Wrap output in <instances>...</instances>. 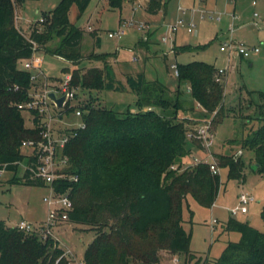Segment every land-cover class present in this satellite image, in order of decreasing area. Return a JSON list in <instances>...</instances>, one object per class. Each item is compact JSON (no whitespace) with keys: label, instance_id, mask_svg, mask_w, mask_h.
Wrapping results in <instances>:
<instances>
[{"label":"trees","instance_id":"trees-1","mask_svg":"<svg viewBox=\"0 0 264 264\" xmlns=\"http://www.w3.org/2000/svg\"><path fill=\"white\" fill-rule=\"evenodd\" d=\"M26 1L0 0V169L17 171L25 158L29 165H35L36 158L26 155L21 145L25 139L40 137L39 119L36 116L35 125L27 126L19 104L32 99L29 90L35 83L31 70L20 63L37 49L70 63L62 71L72 73V87L121 91L127 84L137 93L140 109L136 111L97 106L91 100L76 106L86 126L78 130L65 151L71 164L67 170L77 174L78 180L66 179L56 186L61 190L71 186L74 208L68 221L86 224L96 231L85 250V264H162V250L181 255L185 262L192 261L197 256L190 248L192 232L184 227L183 215L187 196L211 207L222 182L221 175L213 173L203 160L184 169L180 163L172 167L179 159L192 155L193 148L204 150L201 139L188 135L195 129L190 118L179 113L196 111L197 104L201 116L214 114L212 122L216 124L224 120L228 115L225 84L223 78L216 79L218 68L202 60L177 63L174 89L158 78L148 79L144 71L128 73L125 84L116 77L113 64L103 59L107 53L82 51L85 28L70 19V9L75 5L79 17L91 0H60L44 12L42 27H34L29 36L15 22L16 3ZM107 2L112 8H121L124 0ZM162 6V0H148L146 8L149 13H157ZM100 42L97 36L96 45ZM92 57L102 60L103 66H77ZM182 83L188 84L195 105L183 99ZM258 93L255 114L246 115L249 132L235 143L253 151L254 163L260 164L255 171L264 173V91ZM75 109L66 106L63 111ZM252 120L257 125L252 126ZM236 152H215L214 159L221 169L228 168L229 178L245 179L246 162L242 153ZM30 173L26 167L22 179L14 176L12 180L44 185L30 178ZM261 216L264 219V204ZM225 230L238 231L241 237L229 240L210 264H264V231L233 217L226 222ZM69 263L65 249L53 235L42 238L37 232L0 219V264Z\"/></svg>","mask_w":264,"mask_h":264},{"label":"rangeland","instance_id":"rangeland-1","mask_svg":"<svg viewBox=\"0 0 264 264\" xmlns=\"http://www.w3.org/2000/svg\"><path fill=\"white\" fill-rule=\"evenodd\" d=\"M164 1L167 14H160L154 18L146 12L143 0H124L121 8L110 7L107 0H91L85 12L79 17L77 7L72 6L70 19L76 25L85 28L82 51L85 54L107 53V57L103 59L114 65L119 78L124 76L126 78L127 71H139L145 67L149 78H158L175 88L178 79L172 63L202 60L217 68L226 69L222 81L225 84L224 107L228 115L220 124L211 123L215 131V141L210 149L201 151L193 148L192 155L183 157L172 165L176 168L180 163L181 169H184L197 161L195 157L211 160L215 158V152H236L241 149L235 140L243 138L249 132L250 124L246 123V115L255 114L254 103L260 101L258 92L264 91V0H255L256 2L206 0L204 16L198 9L200 5L198 0ZM59 2L60 0H28L24 4L17 2L15 9L17 26L29 36L34 27H42L44 12L50 11ZM179 5L187 9L185 13L179 11ZM211 14L212 17L209 16ZM130 18L134 19V26L126 28L123 36L108 35L110 30L122 24L119 22L120 19L123 22ZM179 18L183 19L184 25L172 31L170 25ZM141 23L148 25L141 29L139 27ZM188 23H195V28L191 32L187 30ZM97 36L101 39L100 45H96ZM163 36L167 37L166 41L162 40ZM230 40L234 44L257 46L259 51L243 56L238 50L230 49L228 46L226 50H221L220 47ZM56 41H53L54 44ZM184 44L193 47L189 49L180 47ZM35 55L42 59V70L31 69L37 76L29 90L33 98L43 94L45 89L52 88L54 84L62 83L66 75L62 69L71 66L65 59L44 49H37ZM117 58L118 61L115 60ZM103 63L102 60L92 57L77 66L80 68L103 66ZM20 66L23 67V63H20ZM76 90V96L72 100L75 108L91 100L97 106L111 107L118 111H125L128 108L132 111L140 109L137 93L131 89L118 91L76 87ZM180 90L186 103L196 104L188 84L182 83ZM196 106L198 107L196 111H181L179 115L190 118L191 126L195 127L207 120L213 121L214 114L201 116V107L197 104ZM74 112L69 113L65 122L74 123L80 120ZM23 114L26 125L32 127L31 113L24 109ZM255 125L257 122L252 120V126ZM242 150L246 162L245 179L229 178L228 168L220 169L222 183L217 199L211 207L201 205L191 195L187 196L184 204V227L192 232L190 248L197 257L185 262L181 255L162 250L160 255L162 264H210L220 256L229 240H238L241 237L238 231L225 230V224L230 217L244 220L248 214L254 224L252 225L264 231V219L261 216L264 204V173L252 169L251 162H255L253 151ZM22 151L27 155L30 149L22 148ZM27 164L25 158L20 162L17 171L0 169V219L9 221L10 224L23 218L39 222L45 221L48 217V205L44 196L49 194L50 187L12 180L14 176L23 178ZM242 192L254 197L247 204L248 212L238 211L232 214L231 210L241 205L239 196ZM214 217L219 219V222L212 231L211 222ZM51 235L59 240L65 253L68 251L66 255L71 264H75L83 261L85 250L94 240L96 231L83 223L65 221L52 226Z\"/></svg>","mask_w":264,"mask_h":264},{"label":"built area","instance_id":"built-area-1","mask_svg":"<svg viewBox=\"0 0 264 264\" xmlns=\"http://www.w3.org/2000/svg\"><path fill=\"white\" fill-rule=\"evenodd\" d=\"M205 1V0H200ZM255 2V1H254ZM186 8L179 5V11L181 13L186 12ZM202 15L206 14V10L201 8ZM257 14V13H256ZM212 17V14L209 15ZM219 17V16H217ZM119 24V26L108 32L110 37H121L123 36L125 29L134 26V19L130 18L124 20ZM148 25V24H147ZM145 23L139 24L141 29L146 28ZM180 25H184L183 19L179 18L177 22L170 25L172 31H176ZM195 28V23H188L187 30L189 32L193 31ZM233 30V28L231 29ZM163 41L167 40L166 36L162 37ZM227 46L232 49L238 50L239 54L243 56H249L251 52L259 51V47H249L243 43L234 44L232 40L225 42L220 48L221 50H226ZM23 68L31 70L33 68L42 70V59L40 56L35 54L25 59L23 62ZM174 69L175 75L178 74V68L175 63L171 65ZM226 72L225 68H218L216 73V79L222 80L223 74ZM36 74L32 73V80L35 82ZM72 74L66 73L62 83L54 84L50 89H45L43 94L37 95L26 103H20L19 107L23 110H28L31 113V118L33 125L34 118L37 116L39 119L40 126V137L39 138H29L22 142L21 148H28V156H34L36 158L35 165L27 164L31 170L30 178L41 180L44 185L50 187L49 194L44 196V200L48 205V217L42 222H30L26 219L20 220L16 226L28 232H37L42 238H46L49 234H52V226L56 224L68 221L69 212L74 208V201L71 193V186L69 185L64 190L58 189L56 186L60 185L64 180L77 181L78 175L74 173H69L67 170L70 167V158L66 153V147L69 141L78 134V130L86 126L85 121L82 119V111L80 108H76L74 113L80 118L79 121L74 123L65 122L66 117L69 115L68 112L63 111L66 106H74L72 100L76 96V88L71 86ZM54 91L56 96L60 97L67 94L66 101L63 107L59 108L54 101L48 97V92ZM33 110H37L38 114L35 115ZM59 110V112H57ZM71 113V112H70ZM59 122V124H57ZM71 122V121H70ZM212 121L207 120L204 123L198 124L194 132L190 131L188 135L190 137H197L201 139L204 149H210L215 141V131L211 126ZM243 152L239 149L236 155ZM198 161H206L210 164V168L213 173L220 174V167L218 166L215 159H205L195 157ZM241 205L233 208L231 210L232 214H236L238 211L247 212V204L254 198L251 194L247 192H242L239 196ZM218 220L213 218L212 224H215ZM213 227V226H212ZM68 255V251L66 252ZM65 253V254H66ZM85 264L84 261L75 264ZM71 264V262L69 263Z\"/></svg>","mask_w":264,"mask_h":264},{"label":"crops","instance_id":"crops-1","mask_svg":"<svg viewBox=\"0 0 264 264\" xmlns=\"http://www.w3.org/2000/svg\"><path fill=\"white\" fill-rule=\"evenodd\" d=\"M144 1V8H145V10H146V12L149 14V16H151V18H154V17H157V15H160V14H162V15H166L167 14V10H166V7H165V1L164 0H162V2H163V6H162V8L157 12V13H149L148 11H147V3H148V0H143ZM199 2H200V5L197 7L198 9H201V8H203V9H205L204 8V3L206 2V0L205 1H200V0H198ZM255 1V0H254ZM253 1V2H254ZM27 2V1H26ZM256 2V1H255ZM124 4V3H123ZM179 7V6H178ZM122 19V18H121ZM121 19H120V23H121ZM153 21V20H152ZM154 21H157V20H154ZM159 21V20H158ZM162 23V22H161ZM146 38V37H145ZM101 43V42H100ZM122 46H126V45H122ZM126 47H128L129 48V46H126ZM115 60H117L118 61V58L117 59H115ZM173 64V63H172ZM171 64V65H172ZM97 66H100V65H97ZM113 67H114V65H113ZM114 69H115V67H114ZM140 71H144V73H145V75H146V77L148 78V79H156V78H149L148 77V74H147V69L144 67V69H142V70H139V71H127L126 72V74L127 73H137V72H140ZM115 72H116V70H115ZM125 74V73H124ZM116 77L118 78V79H120V80H122L125 84H126V78H125V76H124V78H119L117 75H116ZM169 85V84H168ZM170 87H172L173 89H174V87H173V85H169ZM176 86V85H175ZM130 90L131 88L126 84V88L124 89V90ZM132 90V89H131ZM248 212V211H247ZM247 212H244V213H247ZM183 215H184V211H183ZM246 216L247 217H244V218H246V219H244V221H248L249 223H251V224H253L252 222H251V220L249 219V216H248V214H246ZM214 218H216V217H214ZM23 219H26V218H23ZM217 219V218H216ZM22 220V219H21ZM26 220H28V221H30V222H38V221H34V220H32V219H26ZM213 220V219H212ZM218 221L216 222V223H218L219 222V219H217ZM39 222H42V221H39ZM6 223L8 224V225H16L18 222H16V223H14V224H10L9 223V221L7 222L6 221ZM216 223L215 224H213L212 226L213 227H211L212 228V231H214V229H215V227L217 226L216 225ZM211 224H212V222H211ZM254 225V224H253ZM228 232H230V231H228ZM231 232H233V231H231Z\"/></svg>","mask_w":264,"mask_h":264},{"label":"water","instance_id":"water-1","mask_svg":"<svg viewBox=\"0 0 264 264\" xmlns=\"http://www.w3.org/2000/svg\"><path fill=\"white\" fill-rule=\"evenodd\" d=\"M48 97L52 100V101H54L55 103H56V105L59 107V108H61V107H63V105H64V103H65V101H66V98H67V94H64V95H62V96H60V97H58V96H56V94H55V92L54 91H49L48 92ZM259 163H253L252 164V168L255 170V169H257L258 167H259Z\"/></svg>","mask_w":264,"mask_h":264}]
</instances>
